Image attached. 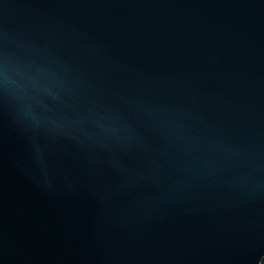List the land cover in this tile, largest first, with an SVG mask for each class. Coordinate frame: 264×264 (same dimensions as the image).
<instances>
[{
  "label": "water",
  "instance_id": "obj_1",
  "mask_svg": "<svg viewBox=\"0 0 264 264\" xmlns=\"http://www.w3.org/2000/svg\"><path fill=\"white\" fill-rule=\"evenodd\" d=\"M264 0H0V264H260Z\"/></svg>",
  "mask_w": 264,
  "mask_h": 264
},
{
  "label": "trees",
  "instance_id": "obj_2",
  "mask_svg": "<svg viewBox=\"0 0 264 264\" xmlns=\"http://www.w3.org/2000/svg\"><path fill=\"white\" fill-rule=\"evenodd\" d=\"M262 264H264V259L262 260Z\"/></svg>",
  "mask_w": 264,
  "mask_h": 264
},
{
  "label": "bare ground",
  "instance_id": "obj_3",
  "mask_svg": "<svg viewBox=\"0 0 264 264\" xmlns=\"http://www.w3.org/2000/svg\"><path fill=\"white\" fill-rule=\"evenodd\" d=\"M263 260V259H262ZM260 264H262V261H261V263Z\"/></svg>",
  "mask_w": 264,
  "mask_h": 264
}]
</instances>
